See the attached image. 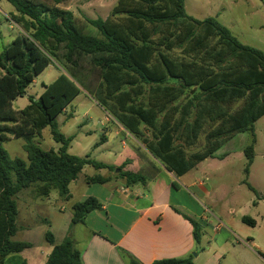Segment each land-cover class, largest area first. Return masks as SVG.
<instances>
[{
	"label": "trees",
	"instance_id": "1",
	"mask_svg": "<svg viewBox=\"0 0 264 264\" xmlns=\"http://www.w3.org/2000/svg\"><path fill=\"white\" fill-rule=\"evenodd\" d=\"M15 8L11 20L22 31L0 52V264H28L18 253L32 243L14 240L18 227L16 194L36 184V196L56 189L70 198L69 183L83 166L111 165L68 152L70 136L58 128L56 116L86 90L135 139L145 144L166 169L181 175L236 133L253 129L264 115V53L241 43L214 17L196 19L184 0H117L106 17L87 18L98 33H84L69 0H7ZM54 61L60 73L42 84L37 98L14 108L35 76ZM96 79V80H95ZM93 80H95L94 85ZM49 126L58 150L34 142ZM9 135L24 140L27 160L2 147ZM254 140V139H253ZM247 167L252 144L245 149ZM127 184L144 183L138 173L122 171ZM99 174L87 182L103 183ZM102 208L93 196L72 204L71 224ZM193 225L195 241L201 226ZM241 221L255 225L250 216ZM45 264H83L72 238L54 243ZM125 264H141L128 253ZM150 264H193L191 257L160 258Z\"/></svg>",
	"mask_w": 264,
	"mask_h": 264
},
{
	"label": "rangeland",
	"instance_id": "2",
	"mask_svg": "<svg viewBox=\"0 0 264 264\" xmlns=\"http://www.w3.org/2000/svg\"><path fill=\"white\" fill-rule=\"evenodd\" d=\"M116 2L117 0H69L62 6L74 13L84 33H98L96 29L91 28L86 19L106 17ZM184 7L185 12L196 19L216 18L241 43L264 53V0H184ZM2 11L15 12V8L7 0H0V52L20 33L19 27L10 18L11 13L3 14ZM58 74L59 67L52 61L35 76L34 81L26 88V94L13 100V107H24L28 103L27 96L37 97L43 89L42 84H48ZM66 109L67 112H61L56 116V121L59 130L65 136L71 137L69 153L81 157L89 155L96 161H104L110 165L111 160L124 152L122 135L115 133L110 122L104 121L103 108L94 102L90 94L79 93L67 104ZM103 138H106L107 149L102 150L97 147ZM33 140L44 149L58 150L60 146V143L53 139L49 126L44 127L41 135ZM23 144V138L9 135V138L2 142V147L10 156L27 160ZM250 144L252 159L248 164V170L245 171L247 167L245 149ZM218 154L219 156L206 158L191 172L211 189L209 198L201 197L202 203L227 217L232 216L229 212L231 208L235 214H239L241 212L239 210L246 202L250 204L247 215L255 218L254 213H263L264 115L254 123L253 129L238 132L230 138L218 150ZM107 169H97L90 164L84 165L77 176V182L69 187L71 196L68 199L61 197L56 189H51L46 197L36 196L35 183L16 194L18 230L12 239L33 243L32 248L18 253L22 259L27 262L32 253L40 251L42 254L51 246L45 239L47 231L52 233L55 244L67 236L72 238L71 234L80 229L79 224L70 222L72 204L81 196L80 191L85 179L98 173L104 175L109 172ZM75 248L77 249V246ZM248 264L261 262L257 258L256 263L248 261Z\"/></svg>",
	"mask_w": 264,
	"mask_h": 264
},
{
	"label": "crops",
	"instance_id": "3",
	"mask_svg": "<svg viewBox=\"0 0 264 264\" xmlns=\"http://www.w3.org/2000/svg\"><path fill=\"white\" fill-rule=\"evenodd\" d=\"M17 27L21 32V27ZM81 92L89 94L84 89ZM62 112H67L66 107ZM104 113V121L110 122L115 133L122 135L124 152L110 161L113 170L104 175L98 173L108 180L89 183L87 178L80 191L78 201L93 196L102 203V208L90 211L84 223H78L80 229L71 234L83 264H125L123 254L126 253L141 264L183 257H191L193 264H248V261L256 263L257 258L264 264V212L254 213L255 218L247 215L250 204L246 202L239 214L231 208L232 216L227 217L203 204L201 197L209 198L211 189L191 174L202 161L177 175L166 169L145 144L130 135L107 111ZM106 143L103 138L97 148L107 149ZM222 146L212 157L219 156ZM119 167L122 171L143 175L145 182L127 184L124 177L116 176ZM77 180L78 177L71 181L69 187ZM243 215L253 218L255 225L242 222ZM71 216L72 213L70 220ZM189 219L201 226L198 241L194 239ZM51 249L52 246L42 254L32 253L28 264H45Z\"/></svg>",
	"mask_w": 264,
	"mask_h": 264
}]
</instances>
